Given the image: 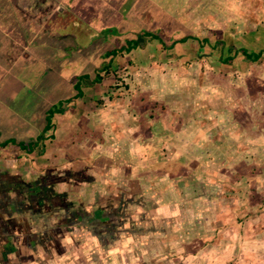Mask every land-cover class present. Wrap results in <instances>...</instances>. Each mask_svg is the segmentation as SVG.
<instances>
[{
	"label": "crops",
	"instance_id": "crops-1",
	"mask_svg": "<svg viewBox=\"0 0 264 264\" xmlns=\"http://www.w3.org/2000/svg\"><path fill=\"white\" fill-rule=\"evenodd\" d=\"M135 4L0 0V264H135L148 255L144 239L151 234L158 238L150 243L161 246L152 264H169L175 230L191 227L179 224L185 207L170 189L136 177L134 164L122 162L146 159L127 128L122 136L103 118L84 124L96 115L81 108L84 87L88 81L95 90L91 77L108 63L113 40L130 35ZM112 31L103 44L92 42ZM87 61L95 64L90 72L73 71ZM56 102L60 109L48 121ZM130 171L129 180L120 178Z\"/></svg>",
	"mask_w": 264,
	"mask_h": 264
},
{
	"label": "rangeland",
	"instance_id": "rangeland-1",
	"mask_svg": "<svg viewBox=\"0 0 264 264\" xmlns=\"http://www.w3.org/2000/svg\"><path fill=\"white\" fill-rule=\"evenodd\" d=\"M151 2L150 7L139 0L135 4L147 29L165 38L180 29L194 38L170 51L141 39L137 49L114 58L109 71L97 70L91 78L103 79L95 90L87 81L81 105L85 114L92 110L96 115L85 116L84 124L103 118V126L107 120L124 135L128 130L146 159L132 162L130 156L122 162L134 164L130 170L136 169V177L163 192L170 189L178 208L185 207L179 224L191 227L175 230L178 248L169 251L175 252L169 264H264V55L248 65L241 54L234 55L240 48L264 52V0ZM112 35L99 33L92 42L103 44ZM87 52L88 58L91 49ZM228 56L233 57L229 64L223 62ZM92 65L81 62L72 69L87 73ZM58 107V102L50 106L48 121ZM166 162L175 163L169 171L157 166ZM131 173L120 178L129 180ZM246 175L256 182L248 183ZM154 236L145 237L143 253L148 255L135 264L158 258L153 249L161 246L150 243Z\"/></svg>",
	"mask_w": 264,
	"mask_h": 264
},
{
	"label": "trees",
	"instance_id": "trees-1",
	"mask_svg": "<svg viewBox=\"0 0 264 264\" xmlns=\"http://www.w3.org/2000/svg\"><path fill=\"white\" fill-rule=\"evenodd\" d=\"M147 27L148 26L145 23H143L136 16L135 21L128 26V33H130V35L128 37L119 36L117 40L116 39L113 40V43L115 44V48L112 51H110L109 53H107L106 57L108 58V63L105 64L101 68L102 71H104V72L109 71L111 63H112L113 58L115 56L121 55V54H129L133 50H135L139 46H141L142 43L139 41L141 39L144 41H157L161 45L163 50L170 51L176 45L184 44L189 39L194 38L190 34L189 35L187 34L184 36L182 34V30H180V29L178 31H174L173 33L170 34L169 37L165 38V37H163V36H165V34L162 36V33L159 34L156 30L151 31V30L147 29ZM203 43H207V40L206 39L202 40V42H200V45L203 46ZM229 53H230V51H229ZM239 54H241L243 56V60H244L243 63L248 65V63L261 62L262 57L264 55V52H258V53L249 52L246 50V48H240V49L234 50V55H239ZM190 57H191V59H195V54L193 52H191ZM196 58H198V57H196ZM232 60H233V57L228 56L227 58H225L223 60V62L229 64L232 62ZM102 79L103 78L100 75H98L96 78V81L99 82ZM78 87H79V85L77 86V88ZM80 95H82L81 92H80ZM174 164H175L174 162H168V163L166 162L165 164L164 163H158V165L157 164L156 165L157 166H163L162 168H166V170L169 171V169L172 168L174 166ZM177 166H179V165H177ZM187 168H189V167L187 166ZM246 178H247L248 183L256 182L255 179L249 177L248 175H246ZM261 209H263V208H261Z\"/></svg>",
	"mask_w": 264,
	"mask_h": 264
}]
</instances>
